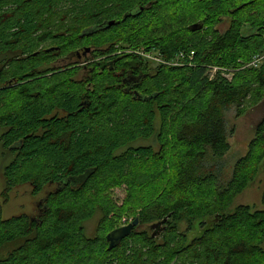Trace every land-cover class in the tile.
<instances>
[{"label": "trees", "instance_id": "1", "mask_svg": "<svg viewBox=\"0 0 264 264\" xmlns=\"http://www.w3.org/2000/svg\"><path fill=\"white\" fill-rule=\"evenodd\" d=\"M86 47L84 68L66 62ZM263 100L264 0H0L2 203L44 194L34 218L0 217V264H264V209L229 212L264 160V119L227 181L215 162L225 112ZM129 215L162 225L108 251L101 226Z\"/></svg>", "mask_w": 264, "mask_h": 264}, {"label": "rangeland", "instance_id": "2", "mask_svg": "<svg viewBox=\"0 0 264 264\" xmlns=\"http://www.w3.org/2000/svg\"><path fill=\"white\" fill-rule=\"evenodd\" d=\"M131 1L132 0H122V4L126 5ZM105 6L107 7V5ZM260 7L261 6H259V8ZM228 23V21H225L224 23L218 26V30L220 33L224 32L228 28ZM244 28H247V26H245ZM254 34V31L247 32L246 30H243V36H251ZM48 44L49 42L43 44V46H38L36 47V50H41ZM49 49L48 50L51 51V49L53 48L49 47ZM85 49L87 50V52L90 51L88 47H86ZM141 51L142 50H139V52ZM87 52L85 54H87ZM79 54L82 55L83 53L80 52ZM142 54L143 57L145 56V61L151 60L148 58V56L152 58H155L157 56L156 54ZM89 58L90 55L88 54L82 56L80 59H76L73 56L70 60H67L66 62H69L71 64L77 62L79 63L77 66L84 68L87 65V61ZM51 62L45 66L46 69H52L63 64L62 61L59 60L58 63L54 64V67H52ZM155 63L156 61H154V63L150 65L156 66ZM215 72L216 71L212 69V71L209 72V76L212 78ZM82 73V70H80V72L78 73V77H75V79H81ZM244 108V114L240 117H236L235 110L233 108L225 112L224 115L225 121L227 123V142L229 144V151L222 159L215 161L217 166L221 168V179L223 181H227L229 179V175L231 174L232 167L235 162L246 155L249 144L255 138L254 135L257 126L264 119V100L256 106H250L249 104H246ZM8 160L9 158L5 159V157L2 155V149L0 145V217L2 219H8L17 215H26L30 218H34L42 205L44 194L32 196L31 187L29 185H21L15 187L9 193L8 202L5 204L2 203L3 200L1 198V192L3 191V180L1 177V173L3 171V168L7 165ZM112 199L113 201H115L117 206L121 205L122 200L124 199V188L121 189V187H119L112 189ZM237 206H248L252 209V212L261 211L264 209V160L259 166L257 174L253 178V180L245 187L241 194H239L233 199L229 212H232ZM132 219L133 216L131 215L123 216L120 220L116 221L114 225L120 228L130 223ZM98 220L99 218L95 217L94 219L86 223L85 234L87 237H93L96 234V228L99 226ZM152 226L153 225L151 224H140L133 231L135 233L145 232L150 236L156 230L154 228H151ZM101 229L102 235L108 234H105V232L109 230V227L107 225L101 226ZM178 230L179 232H184L185 225L178 224ZM200 232L201 229L199 228L198 224L195 223L192 226L191 231L187 235L188 241L198 236Z\"/></svg>", "mask_w": 264, "mask_h": 264}, {"label": "water", "instance_id": "3", "mask_svg": "<svg viewBox=\"0 0 264 264\" xmlns=\"http://www.w3.org/2000/svg\"><path fill=\"white\" fill-rule=\"evenodd\" d=\"M113 25H114V22H108L106 24V27H111ZM200 29H201V26L198 24H194V25L189 27L190 31H196V30H200ZM85 52H86V50L83 49L82 53H85ZM161 225H162V223H157V224L153 225L151 228L157 229ZM137 226H138V219L135 218L133 221H131L127 225L120 227L118 229H115V230L111 231L110 233H108L106 235V242L108 243L107 250L110 251V250L114 249L115 247H117L120 244V242L122 240H124L125 238H127Z\"/></svg>", "mask_w": 264, "mask_h": 264}, {"label": "flooded vegetation", "instance_id": "4", "mask_svg": "<svg viewBox=\"0 0 264 264\" xmlns=\"http://www.w3.org/2000/svg\"><path fill=\"white\" fill-rule=\"evenodd\" d=\"M54 23H56V20H55V18H54ZM52 28H55V27H52ZM47 49H49V48H47ZM47 49H43V51H46ZM85 49V48H84ZM82 50L83 49H80L79 51H76V52H74V53H72L71 54V57H69V58H67L68 60H70L73 56L76 58V59H80L82 56H85V55H90V58L89 59H91L92 58V53H91V50L89 51V52H87V50H86V52H87V54H85V53H83L82 55L81 54H79L80 52H82ZM61 61H63V60H61ZM56 63H58V58H54L53 59V61L51 62V65H52V67H54L53 65L54 64H56ZM57 66V65H56Z\"/></svg>", "mask_w": 264, "mask_h": 264}, {"label": "built area", "instance_id": "5", "mask_svg": "<svg viewBox=\"0 0 264 264\" xmlns=\"http://www.w3.org/2000/svg\"><path fill=\"white\" fill-rule=\"evenodd\" d=\"M146 55V54H145ZM149 59H151L150 61L154 62L156 61V63H163L159 58L155 57V58H152V57H149ZM180 58H182V55H180ZM261 59L257 58V57H254L253 61L250 63V66L252 67H257L260 63ZM214 71H216V69H213ZM227 78H229V76H226Z\"/></svg>", "mask_w": 264, "mask_h": 264}]
</instances>
